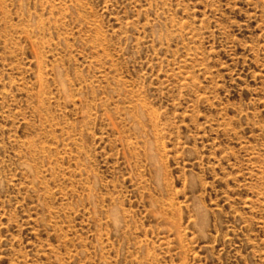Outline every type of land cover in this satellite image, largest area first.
I'll return each mask as SVG.
<instances>
[{
  "label": "rangeland",
  "instance_id": "1",
  "mask_svg": "<svg viewBox=\"0 0 264 264\" xmlns=\"http://www.w3.org/2000/svg\"><path fill=\"white\" fill-rule=\"evenodd\" d=\"M0 264H264V0H0Z\"/></svg>",
  "mask_w": 264,
  "mask_h": 264
}]
</instances>
